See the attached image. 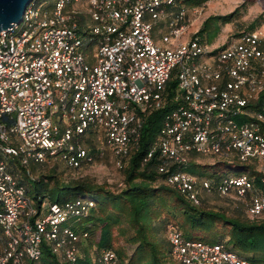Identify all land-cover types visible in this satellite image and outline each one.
<instances>
[{"label":"built area","instance_id":"2783aa9c","mask_svg":"<svg viewBox=\"0 0 264 264\" xmlns=\"http://www.w3.org/2000/svg\"><path fill=\"white\" fill-rule=\"evenodd\" d=\"M67 1L34 0L0 31V264L38 260L44 239L76 262L78 233L64 224L93 204L53 202L39 213L13 166L46 159L80 166L93 157L81 136L98 128L122 168L144 115L164 105L174 70L181 102L166 112L144 161L157 156L166 181L196 204L203 188H214L244 201L250 217L264 215V108L248 106L264 89L261 33L241 31L213 51L199 27L189 30L193 6L181 0H90L82 19ZM161 23L163 43L154 35ZM242 111L249 119L238 122ZM192 154L232 156L247 170L214 184L182 168ZM166 234L183 264H264L225 240L189 237L173 222ZM95 252L98 264H121L113 248Z\"/></svg>","mask_w":264,"mask_h":264},{"label":"trees","instance_id":"16d2710c","mask_svg":"<svg viewBox=\"0 0 264 264\" xmlns=\"http://www.w3.org/2000/svg\"><path fill=\"white\" fill-rule=\"evenodd\" d=\"M55 1L48 0V4L53 6ZM181 1L187 6H195L207 0ZM89 4L90 0H70L66 2L65 9L74 8L75 17L82 19L88 16L86 11ZM232 16L233 12L207 17L198 31L203 43L209 45L211 43L208 31L212 24L215 23V33H217L220 26L218 20L220 18L231 20ZM255 24L253 23L250 29H243V31L253 30ZM162 32L163 30L157 31V35ZM221 47H216L213 51H218ZM261 47L264 51V41H262ZM178 93V80L174 70L165 85L164 105L144 115L140 140L132 146L123 167L120 168L124 173V185L118 190L111 189L106 183L88 181L86 178L62 179L56 168L39 173L38 178L34 176L33 169L35 167L53 159L31 160L28 166L21 164L13 166V172L24 183L39 213L46 209L45 204L48 203L92 201L93 204L88 207L87 212L68 218L69 220L74 217L67 225L78 233L76 243L80 247V255L76 262L98 264L90 254L91 249L98 252L100 248L110 247L116 250L121 264H183L175 260L171 252V244L166 234L167 225L171 222L176 223L189 237L218 232L216 241L225 240L228 242L231 240L230 247L246 257L264 262V215L250 217L246 203L240 199H231L230 206H233L231 211L228 210L229 207L224 206L220 208L204 207L202 204L209 195H221L214 188H203L201 202L196 204L175 185L166 181L165 173L158 169L161 161L157 156L144 161L147 151L161 129L166 112L181 102L176 98ZM248 106L253 109L264 108V89L257 99L250 101ZM91 135L101 136L104 146L111 150L100 129H88L81 136V141L93 157L90 161L83 160L82 164L76 168L93 162L100 151L104 153L103 147L101 150L100 146H96ZM200 156L201 154H192L189 162L197 160ZM34 162H38V164H33ZM188 163L182 168H185ZM173 169L174 166L171 170ZM239 170L234 169L233 172L238 173ZM222 175L217 178H204L210 179L215 184ZM31 178L37 183L34 186L30 183ZM116 229L119 234L125 235V237L127 234V240L135 245L130 254L127 253L125 247L115 245L114 231ZM128 229L130 234L127 233ZM83 232H87V236H84ZM173 260L177 263H173ZM76 262L67 260L62 253L54 252L51 243L46 239L43 241L41 257L35 261L27 260V264Z\"/></svg>","mask_w":264,"mask_h":264},{"label":"rangeland","instance_id":"374dc122","mask_svg":"<svg viewBox=\"0 0 264 264\" xmlns=\"http://www.w3.org/2000/svg\"><path fill=\"white\" fill-rule=\"evenodd\" d=\"M198 8V10H196ZM233 12L231 20H226L225 18H220L219 29L216 32L215 23L211 25L209 29V36L211 39V47L223 46L225 43L233 40L237 35L243 31V29H250L253 23H256L254 29H257L262 36V41H264V0H207L202 4L195 5L189 9L190 16V27L189 30H194L200 28L207 17L210 15H224ZM186 32L181 39L188 36ZM160 43H163L161 40ZM238 122L245 121L249 117L245 114V111L235 116ZM94 138L96 146H100L101 150L103 147L104 153L96 155L93 162L85 164L82 167L76 168L67 165L62 160H48L42 165L35 167L33 174L38 178L39 173L47 172L51 168H56L60 178L68 180L72 178H86L88 181H93L97 183H106L111 189L118 190L124 185V173L123 170L118 168L115 164L114 156L111 150L104 146L102 143L103 138L99 135H91ZM33 164H38L34 162ZM247 165L245 162L241 161L235 157H219L217 155H201L195 161H190L188 165L184 168L190 172H194L203 177H214L217 178L221 174L233 172L234 169H240L239 171H246ZM244 167V168H243ZM254 165L250 166L249 172L253 171ZM30 183L34 186L37 184L34 179H30ZM232 200H239L238 198L232 196L224 195H209L208 199L203 202L204 207L209 208H220L221 206L229 207V211L232 210L230 206ZM71 217L64 226H67L72 220ZM223 229V227H221ZM130 234V230H127ZM115 245L122 246L126 248L128 254H130L135 245L131 244L127 240V234H119L118 230L114 231ZM217 233L197 234V238L208 241H216ZM228 244H232L229 240ZM90 254L94 260L96 256L95 250L91 249ZM173 263L177 261L173 260ZM69 264H82L81 262L69 263Z\"/></svg>","mask_w":264,"mask_h":264},{"label":"water","instance_id":"95a60500","mask_svg":"<svg viewBox=\"0 0 264 264\" xmlns=\"http://www.w3.org/2000/svg\"><path fill=\"white\" fill-rule=\"evenodd\" d=\"M34 0H0V31L20 22L27 5Z\"/></svg>","mask_w":264,"mask_h":264},{"label":"crops","instance_id":"0c3cea01","mask_svg":"<svg viewBox=\"0 0 264 264\" xmlns=\"http://www.w3.org/2000/svg\"><path fill=\"white\" fill-rule=\"evenodd\" d=\"M162 25H163V24L161 23L160 26H162ZM158 27H159V26L156 27L154 35H155V38L157 39V41L160 42V41L162 40V39H161V35H162V33L159 34V35H157V31H160V30L158 29ZM165 29H166V27H165V25H163V26H162V30H165Z\"/></svg>","mask_w":264,"mask_h":264}]
</instances>
